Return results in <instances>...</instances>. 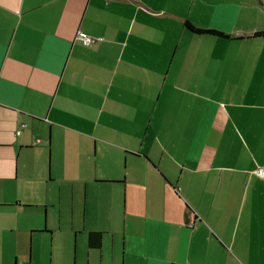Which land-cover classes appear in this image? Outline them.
<instances>
[{
  "label": "crops",
  "instance_id": "1",
  "mask_svg": "<svg viewBox=\"0 0 264 264\" xmlns=\"http://www.w3.org/2000/svg\"><path fill=\"white\" fill-rule=\"evenodd\" d=\"M33 149L84 188L86 264H264V1L0 0V209H43L29 244ZM9 229L1 264H32Z\"/></svg>",
  "mask_w": 264,
  "mask_h": 264
},
{
  "label": "rangeland",
  "instance_id": "2",
  "mask_svg": "<svg viewBox=\"0 0 264 264\" xmlns=\"http://www.w3.org/2000/svg\"><path fill=\"white\" fill-rule=\"evenodd\" d=\"M264 1V0H263ZM46 146L43 141L38 148ZM46 150V149H44ZM48 151V150H47ZM40 155L38 150H29L21 154L19 163L23 164L24 176L26 179L19 181V195L23 198L32 196H40L43 200L48 198V208L46 212V225L53 234H36L31 237L29 244V233L22 228L21 223L26 217L32 220L39 221L38 223L43 226V209L34 207L32 209L14 211L15 208L0 209V236L6 234L3 228L11 231L9 227L13 228V232L9 233L8 238L12 239L18 236L21 248L30 246V257L32 264H86L88 260V249L83 245L79 237L76 241L75 230L77 232L82 229L85 216L84 206V188H78L79 199H75L73 194L69 191V187L62 184L61 192H59V184L49 182L47 185L45 181L39 179V175L46 178L47 176V153ZM35 176V177H34ZM5 192L12 190L13 186L7 185ZM52 186V187H51ZM44 187H47L44 190ZM1 194V190H0ZM57 199L59 201H57ZM53 201V204H52ZM33 240V241H32ZM33 248V249H32ZM25 250L21 249L24 253ZM94 253L95 251H91ZM90 255L89 264H99V256L97 253ZM97 254V255H95ZM1 249H0V264H1Z\"/></svg>",
  "mask_w": 264,
  "mask_h": 264
},
{
  "label": "trees",
  "instance_id": "3",
  "mask_svg": "<svg viewBox=\"0 0 264 264\" xmlns=\"http://www.w3.org/2000/svg\"><path fill=\"white\" fill-rule=\"evenodd\" d=\"M186 27L193 32L196 33H208V34H213V35H218V36H223L225 37L226 35L220 31H217L215 29H199L191 25L190 23L185 24ZM101 243V232H89L88 234V244L90 247H98L100 246Z\"/></svg>",
  "mask_w": 264,
  "mask_h": 264
},
{
  "label": "built area",
  "instance_id": "4",
  "mask_svg": "<svg viewBox=\"0 0 264 264\" xmlns=\"http://www.w3.org/2000/svg\"><path fill=\"white\" fill-rule=\"evenodd\" d=\"M76 38H78L83 45H89L92 42H95L97 40H102V38H95L93 36H90L88 34H85L82 30H77L76 31ZM24 126V124L20 125V129L16 131V135L20 134L21 128ZM255 173L259 176H261L264 179V168H257L255 170Z\"/></svg>",
  "mask_w": 264,
  "mask_h": 264
}]
</instances>
